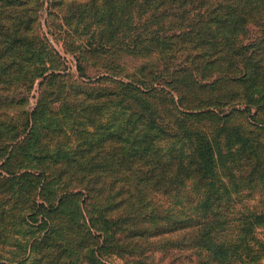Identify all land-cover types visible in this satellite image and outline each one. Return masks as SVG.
<instances>
[{
    "label": "trees",
    "instance_id": "obj_1",
    "mask_svg": "<svg viewBox=\"0 0 264 264\" xmlns=\"http://www.w3.org/2000/svg\"><path fill=\"white\" fill-rule=\"evenodd\" d=\"M116 7L76 52L73 76L46 66L42 0H0L1 243L22 237L7 224L29 227L43 208L39 246L50 256L61 237L77 249L101 237L127 254L170 241V251L194 252L191 264H264V0ZM239 105L256 113L221 122ZM219 156L227 162L215 170ZM188 183L197 198H180ZM38 236L20 262L28 249L39 255Z\"/></svg>",
    "mask_w": 264,
    "mask_h": 264
},
{
    "label": "rangeland",
    "instance_id": "obj_2",
    "mask_svg": "<svg viewBox=\"0 0 264 264\" xmlns=\"http://www.w3.org/2000/svg\"><path fill=\"white\" fill-rule=\"evenodd\" d=\"M119 2L120 0H109L106 8H104L102 6L92 7L91 0H42V8L39 11L37 25L45 49L44 56L46 66L56 71V73H70L75 76L77 74L76 52L81 47L88 44L87 41L94 31H100L97 22H106L105 14L107 10L112 7L117 8L116 5L119 4ZM52 3L54 6H52ZM132 65L133 63H131L129 67ZM37 83L34 85L28 99L31 110L35 109L38 102L39 87ZM234 111L239 112L231 114L228 117V114ZM255 113L256 109L253 106L239 105L233 108L227 107L220 113L225 117L222 118L221 122L225 123V121H230L229 123L232 125H242L247 115L249 118L254 116ZM261 118L264 119V115L261 116ZM214 142L218 145L216 141ZM220 144L225 153L226 148L224 149V147L229 145L230 142L221 140ZM176 146L183 147V142L179 141L174 147ZM225 162H227V158H222V156L215 158L214 169L216 170V166L218 168L221 166L223 169L222 164H225ZM187 187V192L179 195L180 198H197L191 189L192 185L188 183ZM247 196L248 195L245 193H242L237 196V199L243 200L247 198ZM248 197H251L250 199L252 200H256L259 195L254 194ZM170 200H172L170 197L158 196L154 199V202L158 205L167 207L170 206ZM250 203L253 204L256 202ZM255 208L261 209V207ZM40 211L42 213H39L38 216L28 217L32 222V225L29 227L21 228L16 224L20 222L22 218H16L7 224L10 230H13L15 233H20L19 235L22 237L20 239L19 237L16 238V235L9 237L8 242L10 246L1 243L4 241L0 240V264H191V262L195 260V257L192 255L194 253L193 251L179 252L175 249L170 251V241L155 243L141 242L142 244L136 247L132 254H127L122 250L121 259H117L113 256V252L122 251L115 250L113 239L103 244L101 237L98 240L96 239V242L99 243L98 246L96 245L93 247L91 241L86 239V243L78 249L77 241L74 244L69 243L66 245L65 239L61 237V239L59 238L58 241L54 243L57 247L55 252L50 256L49 251L44 246H39L42 241L46 240L44 235L48 230V225L45 221L50 213H47L43 208L40 209ZM1 227L0 225V229ZM69 232L73 234L76 240L79 239L74 229H70ZM259 232L264 233V229H261ZM96 235L99 236V232H96ZM32 236H38L39 241H36L37 244L35 246L36 249L39 246V255L33 254L34 252L28 249L29 254L26 256V260L20 262V257L25 253L24 246L27 240ZM52 239L54 238L51 236V240ZM50 242L49 238V243ZM17 243L18 245L15 247ZM205 264L210 263L206 262Z\"/></svg>",
    "mask_w": 264,
    "mask_h": 264
}]
</instances>
